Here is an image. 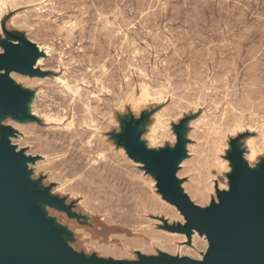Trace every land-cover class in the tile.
Instances as JSON below:
<instances>
[{"label":"rangeland","instance_id":"rangeland-1","mask_svg":"<svg viewBox=\"0 0 264 264\" xmlns=\"http://www.w3.org/2000/svg\"><path fill=\"white\" fill-rule=\"evenodd\" d=\"M0 12V55L19 63L0 67L19 84L0 79V119L24 121L0 123V148L14 136L23 189L51 197L52 227L106 263L202 260L207 237L166 229L185 218L130 147L173 159L181 146L179 186L203 208L229 177L246 191L242 173L264 174V0H0Z\"/></svg>","mask_w":264,"mask_h":264},{"label":"water","instance_id":"water-1","mask_svg":"<svg viewBox=\"0 0 264 264\" xmlns=\"http://www.w3.org/2000/svg\"><path fill=\"white\" fill-rule=\"evenodd\" d=\"M10 65L19 66V63L9 55H0V67ZM0 79L14 85L5 76ZM2 100L0 97V103ZM0 129L4 130L1 126ZM130 151L136 160L160 172L165 198L186 214L187 223L175 228L176 231L190 235L198 228L209 234L213 247L204 263L167 256L142 257L137 263H106L75 254L58 239V230L31 203L33 200L48 202L51 197L45 192L23 189L29 181L26 161L14 146L3 143L0 148V264H264V174L260 169L256 170L261 173L259 176L242 173L246 191L239 186L236 176L232 178L236 192L221 193V204L201 208L179 186L176 173L184 155L181 146L173 159L158 158L132 147Z\"/></svg>","mask_w":264,"mask_h":264},{"label":"bare ground","instance_id":"bare-ground-1","mask_svg":"<svg viewBox=\"0 0 264 264\" xmlns=\"http://www.w3.org/2000/svg\"><path fill=\"white\" fill-rule=\"evenodd\" d=\"M2 6V5H1ZM1 13V12H0ZM24 46V45H23ZM41 48V47H40ZM42 49V48H41ZM42 52V51H41ZM41 58V57H40ZM12 72H6V73H4L3 71H0V76H5L6 77V79L7 80H9V82H11L12 84H15V85H19V84H17L13 79H11V77H10V74H11ZM70 88V87H69ZM24 89V88H23ZM26 89V88H25ZM27 91H31L30 89H27ZM34 97L35 96H33V95H31V98H30V101L29 102H27L26 103V105H27V107H28V109H29V111H30V104L32 103V101H33V99H34ZM8 117H10V118H12V119H14V120H16V121H18V122H22V123H24V121H21V120H18L17 118H15V117H13V115L12 114H10V113H8V114H6V115H3L2 117H1V119H0V123H1V125L2 126H4L3 124H2V121L3 120H5V119H7ZM25 121H29L28 119H25ZM73 125V124H72ZM15 135H17V134H15ZM12 137H14L13 135L12 136H10V144H11V146H15V145H13L12 144V140H13V138ZM17 151H18V149H16ZM56 151V150H55ZM63 151V150H62ZM25 155H27L26 153H25ZM67 160V159H66ZM185 160H182L181 161V163H180V165H179V169L181 168V165H182V163L184 162ZM64 162V161H63ZM26 164H27V167H28V169L30 168L29 167V165H30V163H28V162H26ZM251 167H255V166H252L251 165ZM77 168V167H76ZM179 169H178V171H177V173H176V176L178 177V173H179ZM254 169H256V170H259V168L258 167H255ZM75 170H77V169H75ZM74 170V171H75ZM80 171V170H79ZM81 172V171H80ZM82 172H83V170H82ZM72 176V175H71ZM30 177H31V175H30ZM83 178V177H82ZM84 179V178H83ZM16 184L17 185H19V183L18 182H16ZM224 189H226L229 193H231V192H236L235 191V189H236V184H235V182H234V180L231 178V177H229V189L228 188H224ZM50 196H51V194H50ZM162 197H163V199L164 200H166L169 204H171V205H173V206H175L176 207V209L177 210H179L180 212H181V214L184 216V218H185V223L184 224H181V225H185L186 223H187V221H188V218H187V216H186V214L181 210V209H179L175 204H173V203H171V202H169L166 198H165V196L164 195H162ZM241 197V196H240ZM190 198V197H189ZM191 200V199H190ZM166 202V203H167ZM32 204H33V206L35 207V209H37L41 214H43L44 215V218L45 217H49L48 216V214H46V211L43 209V207H44V205H47V206H49V207H52L51 205H49L48 203H47V201H40V200H33L32 202H31ZM222 203V200H221V198L219 197L217 200H216V204H221ZM195 205V204H194ZM195 206H198L197 204L195 205ZM167 207V206H166ZM169 207V206H168ZM167 207V208H168ZM200 207V206H199ZM53 208V207H52ZM170 208V207H169ZM168 208V209H169ZM201 208H203V207H201ZM171 209V208H170ZM166 211V210H165ZM179 213V212H178ZM168 214V213H167ZM171 218H172V216H171ZM169 225V224H168ZM165 227V226H164ZM169 227L170 228H166L168 231H170V232H172V233H177V234H180V233H183V234H185L186 236H187V238H188V241L190 242L191 241V238H192V236H193V234L196 232H198L200 235H205L206 237H207V240H208V243H209V248H208V250H207V252L204 254V257H203V259L202 260H193V259H191V258H189V257H181V258H177V257H171V256H169L168 254H166V253H164L168 258H172V259H178V260H181V259H187V260H190L191 262H193V263H204L206 260V256L208 255V253H209V251L211 250V248L213 247V243H212V241H211V239H210V237H209V234L207 233V232H202V231H200L198 228L197 229H193V231H192V233L189 235V234H187L186 232H184V231H176L175 230V227L174 228H171V226L169 225ZM166 236V235H165ZM67 237H69L68 235H62V237H60V236H58V239L61 241V242H63L64 243V245L66 246V247H68L69 249H71L75 254H79V253H77L76 251H74V249L72 248V247H70L69 245H68V243H67V241H66V238ZM164 237V236H163ZM168 239V238H167ZM166 239V240H167ZM164 240V239H163ZM168 241H170V240H168ZM164 254H161L160 256H144L146 259H150V258H152V257H155V258H160L162 255H164ZM84 256V259L86 258V259H90V258H88V257H86L85 255H83ZM97 259H100V258H98L97 257Z\"/></svg>","mask_w":264,"mask_h":264}]
</instances>
